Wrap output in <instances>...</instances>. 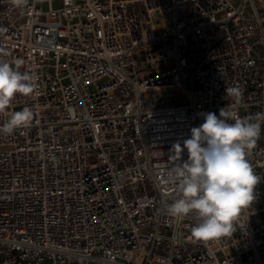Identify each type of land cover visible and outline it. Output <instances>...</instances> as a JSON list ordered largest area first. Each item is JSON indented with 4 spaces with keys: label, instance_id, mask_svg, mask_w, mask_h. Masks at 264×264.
<instances>
[{
    "label": "built area",
    "instance_id": "built-area-1",
    "mask_svg": "<svg viewBox=\"0 0 264 264\" xmlns=\"http://www.w3.org/2000/svg\"><path fill=\"white\" fill-rule=\"evenodd\" d=\"M0 29L37 84L0 134V264H264V122L232 236L194 240L161 183L203 113L264 112V0H0Z\"/></svg>",
    "mask_w": 264,
    "mask_h": 264
},
{
    "label": "clouds",
    "instance_id": "clouds-1",
    "mask_svg": "<svg viewBox=\"0 0 264 264\" xmlns=\"http://www.w3.org/2000/svg\"><path fill=\"white\" fill-rule=\"evenodd\" d=\"M25 2L13 0L18 7ZM36 89L32 75L0 57V116H7L6 122L0 123V134L11 135L31 124L34 113L30 107L9 109L18 95L28 97ZM225 93L237 100L242 95L239 87L226 88ZM202 118L204 122L190 129L182 146L173 145L170 157L178 162L163 172L161 183L171 185L176 195L165 205L166 213L180 219L191 216L195 220L191 228L193 239L208 241L232 236L242 210L257 199L255 189L262 178L248 156L260 138L264 112L237 119L221 108L219 115L207 112ZM184 151L186 160L182 159Z\"/></svg>",
    "mask_w": 264,
    "mask_h": 264
}]
</instances>
